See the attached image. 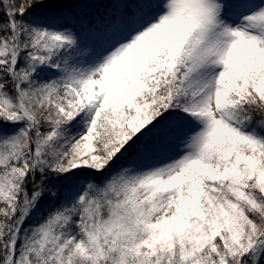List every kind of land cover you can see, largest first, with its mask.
Listing matches in <instances>:
<instances>
[{"label": "snow or ice", "instance_id": "snow-or-ice-1", "mask_svg": "<svg viewBox=\"0 0 264 264\" xmlns=\"http://www.w3.org/2000/svg\"><path fill=\"white\" fill-rule=\"evenodd\" d=\"M0 264H264V0H0Z\"/></svg>", "mask_w": 264, "mask_h": 264}]
</instances>
